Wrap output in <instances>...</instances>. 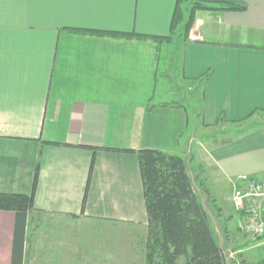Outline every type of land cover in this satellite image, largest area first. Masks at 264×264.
Listing matches in <instances>:
<instances>
[{
    "label": "crops",
    "instance_id": "1",
    "mask_svg": "<svg viewBox=\"0 0 264 264\" xmlns=\"http://www.w3.org/2000/svg\"><path fill=\"white\" fill-rule=\"evenodd\" d=\"M177 1L0 0V191L31 193L40 166L23 264H112L108 225L148 230L138 154L113 148L183 156L195 191L191 160L200 186L264 178V121L197 154L185 134L198 115L161 83L169 39L133 35H171ZM204 1L245 9L199 17L175 70L199 83L207 127L239 123L264 112V0ZM15 225L0 210V264H13Z\"/></svg>",
    "mask_w": 264,
    "mask_h": 264
},
{
    "label": "trees",
    "instance_id": "2",
    "mask_svg": "<svg viewBox=\"0 0 264 264\" xmlns=\"http://www.w3.org/2000/svg\"><path fill=\"white\" fill-rule=\"evenodd\" d=\"M187 1H177L171 33L183 21L184 3ZM197 9L243 10L245 6L232 3L216 6L204 0H194L192 15L186 23V34L191 30ZM133 35L151 37L158 42L171 38V35ZM113 149L135 152L139 157L148 214L145 244L147 264H227V257L215 235L209 214L194 189L184 157L156 148ZM93 166L94 161L91 173ZM39 174L38 165L31 193L0 191V210H11L16 214L13 264H23L26 228L30 214L36 209L35 189Z\"/></svg>",
    "mask_w": 264,
    "mask_h": 264
},
{
    "label": "rangeland",
    "instance_id": "3",
    "mask_svg": "<svg viewBox=\"0 0 264 264\" xmlns=\"http://www.w3.org/2000/svg\"><path fill=\"white\" fill-rule=\"evenodd\" d=\"M193 4L194 0H189L184 3L185 15L183 21L171 34V38L165 43H161L159 52L161 71L165 68V75L161 80L163 88L165 90L170 89L171 92L175 94L171 97L177 100L178 103H184L191 110L193 119L196 114L198 115V121L197 119L195 122L193 121L186 131L187 134H185L186 141L190 145H195L194 149L198 154L199 143H211L216 140L220 141L245 129L256 127L264 121V112H258L239 123H220L213 127H207L202 122V92L199 83L198 87L191 83L184 84L183 80H179L178 78L177 69L175 70V67L179 65V63L177 64L178 61L176 62V55L178 54V58H180L179 52L182 42L189 38L192 30H195L197 19L204 14H208V12H206L208 10H195L193 25L189 34H186V23L190 19V15H192L191 9ZM195 87L197 89H195ZM164 99L167 98L164 97ZM200 148L202 149L204 147L200 145ZM191 162L190 169L195 181L197 195L200 200H202L207 212H209L215 235L227 257V264H264V235L258 236L251 231H245L243 228V217L239 218L238 221L233 218L239 215L235 207L234 196L236 188L241 185L240 177L233 191H231L229 185H224L217 190L215 185L212 183L210 184V182L203 183L205 185L200 186L197 178L195 179V172L200 164L198 165L195 161L192 162V165ZM230 197L232 199V205L230 203ZM240 224H242L241 227ZM119 233L120 232L116 230L114 225L107 226L105 235L107 243L106 249L110 253L116 254V258H108L110 262L112 261V264H115V260H119L120 262L122 261L123 264H147L146 252H144L147 238V231L145 228L142 226H135L124 230L121 234ZM118 254L122 255L120 256ZM183 262L184 259L181 260V263Z\"/></svg>",
    "mask_w": 264,
    "mask_h": 264
},
{
    "label": "built area",
    "instance_id": "4",
    "mask_svg": "<svg viewBox=\"0 0 264 264\" xmlns=\"http://www.w3.org/2000/svg\"><path fill=\"white\" fill-rule=\"evenodd\" d=\"M236 188L234 200L237 211L243 215V228L258 236L264 235V178L243 174Z\"/></svg>",
    "mask_w": 264,
    "mask_h": 264
}]
</instances>
